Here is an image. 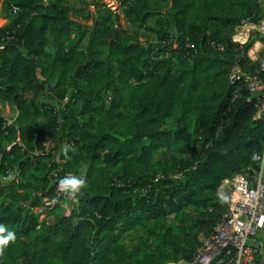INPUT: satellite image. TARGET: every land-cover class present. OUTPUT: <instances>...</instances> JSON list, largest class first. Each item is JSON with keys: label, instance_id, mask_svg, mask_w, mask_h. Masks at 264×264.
<instances>
[{"label": "trees", "instance_id": "1", "mask_svg": "<svg viewBox=\"0 0 264 264\" xmlns=\"http://www.w3.org/2000/svg\"><path fill=\"white\" fill-rule=\"evenodd\" d=\"M119 1L132 32L103 0H0V100L18 110L13 123L0 114V223L16 234L0 264L191 262L226 218L224 180L259 171L264 117L232 75L264 80L249 56L260 36L234 40L264 0ZM91 7L94 37L75 19ZM69 175L87 187L67 214Z\"/></svg>", "mask_w": 264, "mask_h": 264}, {"label": "built area", "instance_id": "2", "mask_svg": "<svg viewBox=\"0 0 264 264\" xmlns=\"http://www.w3.org/2000/svg\"><path fill=\"white\" fill-rule=\"evenodd\" d=\"M16 11V10H14ZM258 33L261 43V69L264 71V16L257 23H244L234 36L235 41L246 43L250 33ZM243 76L249 84V91L257 98L258 116L264 117V80L260 77L242 71L237 67L232 77ZM0 114L4 116L3 100H0ZM6 119V118H5ZM8 123H13L6 119ZM18 126V125H17ZM20 145L19 138L16 140ZM50 148V141L44 143L45 154ZM58 155L56 158L58 159ZM260 159V168L254 178L246 174L235 175L224 180L221 188L232 189L231 202L225 220L218 226L215 235L199 249L197 256L191 262H171L168 264H253L256 252L264 251V149ZM6 178L18 181V176L9 171ZM60 189V188H59ZM55 203L54 199H45L38 212L44 216L48 206Z\"/></svg>", "mask_w": 264, "mask_h": 264}, {"label": "rangeland", "instance_id": "3", "mask_svg": "<svg viewBox=\"0 0 264 264\" xmlns=\"http://www.w3.org/2000/svg\"><path fill=\"white\" fill-rule=\"evenodd\" d=\"M103 2L106 4L107 7L111 8L112 11L119 16V18L117 19V22H116V18L114 17V20H115V23H117L118 25H120L121 27H123L124 29H126L127 31L129 32H132L134 31L135 29L138 28V25L139 23H134L133 21H131L130 19H128L125 15V13L123 12V4L121 1L119 0H103ZM77 3V0L73 2L74 6H76L77 8H83L84 5L86 4H82L81 2H79V5L77 6L76 5ZM89 12H90V16L88 18L84 17V16H76L75 19H77L80 23L84 24V25H87L90 27V33H92L93 31V28L95 26V22L98 18V11H96L94 8H89ZM243 25V24H242ZM241 25V26H242ZM240 26V27H241ZM238 27L236 29V33L238 32L239 28ZM141 30V28H139ZM90 33H88L87 37L85 38V45L86 44H91L92 42V37H90ZM235 33V35H236ZM234 35V36H235ZM256 35H259L258 33L256 34L254 31H252L250 33V36L249 38H253L255 37ZM235 40V39H234ZM262 58V51L261 49H259L257 51V54L255 57H253L252 59H255V60H260ZM176 145H172L171 148L172 149H175ZM170 154V149L169 148H162L160 150H157L155 152V160H163L164 158H166L168 155ZM220 192L222 194H225V195H228L230 198H231V195H232V189L230 187H223V188H220ZM62 206H65L66 208V213L69 214L74 208H75V200L73 197L71 196H68L65 200L62 201ZM34 211L38 212V209L37 208H34L33 209ZM43 217V215L41 216V218ZM43 219V218H42ZM52 219V217H51ZM203 239V238H202ZM208 241V238L204 240V243L203 245ZM202 245V247H203ZM201 247V248H202ZM200 248V249H201ZM171 263V262H170ZM168 264V263H167Z\"/></svg>", "mask_w": 264, "mask_h": 264}, {"label": "clouds", "instance_id": "4", "mask_svg": "<svg viewBox=\"0 0 264 264\" xmlns=\"http://www.w3.org/2000/svg\"><path fill=\"white\" fill-rule=\"evenodd\" d=\"M69 147L70 146L65 145L62 149L65 156H67ZM86 187V176L69 175L59 181L60 190L71 197H76L78 194H81L82 189ZM15 241V232L10 231L4 224L0 223V257L4 256L5 250L10 245V243H15Z\"/></svg>", "mask_w": 264, "mask_h": 264}, {"label": "crops", "instance_id": "5", "mask_svg": "<svg viewBox=\"0 0 264 264\" xmlns=\"http://www.w3.org/2000/svg\"><path fill=\"white\" fill-rule=\"evenodd\" d=\"M9 21H10V17L8 11L4 10L2 2H0V26L8 24ZM260 48H261V43L259 41H256L252 49L249 51V56L251 58L255 57L257 51ZM3 108H4V117L14 122L17 118V113H18L16 107L8 102L3 101Z\"/></svg>", "mask_w": 264, "mask_h": 264}, {"label": "water", "instance_id": "6", "mask_svg": "<svg viewBox=\"0 0 264 264\" xmlns=\"http://www.w3.org/2000/svg\"><path fill=\"white\" fill-rule=\"evenodd\" d=\"M92 36H95V32L93 31ZM22 204H25L27 207H30V202H24ZM77 206H79V204H77Z\"/></svg>", "mask_w": 264, "mask_h": 264}]
</instances>
